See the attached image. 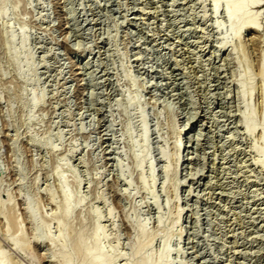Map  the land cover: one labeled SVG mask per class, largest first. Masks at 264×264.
<instances>
[{
  "label": "rangeland",
  "instance_id": "rangeland-1",
  "mask_svg": "<svg viewBox=\"0 0 264 264\" xmlns=\"http://www.w3.org/2000/svg\"><path fill=\"white\" fill-rule=\"evenodd\" d=\"M213 6L0 0L6 264H264V6Z\"/></svg>",
  "mask_w": 264,
  "mask_h": 264
},
{
  "label": "bare ground",
  "instance_id": "bare-ground-1",
  "mask_svg": "<svg viewBox=\"0 0 264 264\" xmlns=\"http://www.w3.org/2000/svg\"><path fill=\"white\" fill-rule=\"evenodd\" d=\"M214 1V6H213V11H214V14H217L218 13V11H219V0H213ZM263 1L264 0H225V3H226V17H227V20H228V23L230 24V26L232 27V28H235V31H234V33L232 34L233 36H235V38H237V40H241V32L243 31V30H247V31H254V32H256V33H260V32H262V29H261V27H260V23H259V21H258V18H259V14L263 11V10H261V11H258L257 13L258 14H254L253 16H250L249 15V11L250 10H253V9H258V8H260V7H262V6H264V3H263ZM224 4V3H223ZM263 9V8H262ZM259 10V9H258ZM262 14V13H261ZM260 14V15H261ZM263 16V15H262ZM259 20H261V19H259ZM262 24V23H261ZM264 26V25H263ZM220 26H218V28L217 29H219L220 30ZM264 31V30H263ZM223 41H225L224 39H223ZM224 44H225V42H224ZM226 45V44H225ZM261 61H262V68H263V73H264V46H263V50H262V53H261ZM264 93V92H263ZM137 99V98H136ZM132 102L134 103L135 101H132V99L130 100V104H132ZM36 103H38V102H36V99L34 98L33 100H32V105H33V107H36ZM264 104V103H263ZM248 116V123H247V130L249 131V132H252L253 131V129H252V126H251V124H250V122L252 121V116H249V115H247ZM144 118V117H143ZM256 130V129H255ZM182 135V132H180V136ZM144 136L145 137H147V131L145 130V133H144ZM264 136V135H263ZM144 137V138H145ZM263 141H264V137H263ZM176 147V153H177V155L178 154H180V150H181V146L178 144V145H176L175 146ZM263 152H264V150H263ZM152 167V166H151ZM151 169V168H150ZM58 172H60V171H58ZM59 176H60V174H59ZM61 178V177H60ZM63 181V180H62ZM63 184H62V188H63V192L65 193V192H67V195H66V206H67V208L69 207V204H70V199H69V197H68V195H69V192L66 190V191H64L65 189H67V186L64 188V186H65V184H64V181L62 182ZM71 206H72V204H71ZM65 207V206H64ZM70 208H72V207H70ZM66 210V209H65ZM71 211V210H70ZM182 212V211H181ZM66 218V217H65ZM142 227V226H141ZM143 228V227H142ZM144 229V228H143ZM142 229V230H143ZM143 232V231H142ZM144 233H145V231H144ZM143 233V234H144ZM146 234V233H145ZM95 238H98V236H99V234H98V231L95 233ZM102 236V235H101ZM41 238H43V237H41ZM94 239V238H93ZM38 240H39V238H38ZM83 240V239H82ZM43 241V239L40 241L39 240V242H42ZM94 241V240H93ZM85 242V241H84ZM99 242V241H98ZM80 245V247H82L81 246V244H79L78 243V245H77V247ZM79 247V248H80ZM78 248V249H79ZM66 249V248H65ZM77 249V250H78ZM82 249V248H81ZM80 249V250H81ZM91 249H92V247H91ZM98 250L100 251V249L98 248ZM87 251H88V249H87ZM96 251V250H95ZM138 251V250H137ZM140 251V250H139ZM66 253H68V252H66ZM79 253H81V251L79 252L78 251V254ZM86 253H88V252H86ZM96 253V252H95ZM94 253V255H96ZM139 253V252H138ZM82 254V253H81ZM90 253H88V254H85V256L86 255H89ZM93 255V254H92ZM93 255V256H94ZM89 256H91V255H89ZM92 257V256H91ZM102 257H105V256H98L97 258H96V256H95V258H92L93 260H90L91 262H92V264H107V262L105 261V260H103V258ZM107 257V256H106ZM69 258V257H68ZM160 258H161V256H160ZM86 261H87V257L86 258H84ZM84 260V261H85ZM90 262V263H91ZM112 262V261H111ZM87 263V262H86ZM89 263V264H90ZM146 263V262H145ZM155 263H157V262H155ZM0 264H6V262L3 260V259H0ZM152 264H153V262H152Z\"/></svg>",
  "mask_w": 264,
  "mask_h": 264
}]
</instances>
